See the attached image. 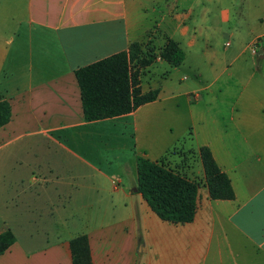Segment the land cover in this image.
Masks as SVG:
<instances>
[{
    "label": "crops",
    "instance_id": "crops-1",
    "mask_svg": "<svg viewBox=\"0 0 264 264\" xmlns=\"http://www.w3.org/2000/svg\"><path fill=\"white\" fill-rule=\"evenodd\" d=\"M177 1L0 0V99L11 108L0 233L14 236L0 264H72L82 234L91 264H264V0H186L182 12ZM219 31L231 38L221 53ZM149 33L184 51L179 65L157 55L144 69L141 91L157 97L85 120L75 69ZM201 146L232 198L210 195ZM138 155L199 182L191 220L150 207Z\"/></svg>",
    "mask_w": 264,
    "mask_h": 264
},
{
    "label": "trees",
    "instance_id": "trees-1",
    "mask_svg": "<svg viewBox=\"0 0 264 264\" xmlns=\"http://www.w3.org/2000/svg\"><path fill=\"white\" fill-rule=\"evenodd\" d=\"M140 41L131 42L127 50H121L75 69L80 87L83 116L85 120L111 117L126 113L138 105L153 100L158 88L141 91L140 71L130 61L141 50ZM159 55L171 66L179 65L184 51L179 43L167 37L159 47L158 54L143 55L141 66L150 64ZM11 115L6 99H0V126ZM205 182L213 198H232L234 191L228 175L221 170L207 146L199 148ZM137 188L150 207L163 219L170 221L191 220L196 207L199 182L188 178L165 163L164 158L151 160L143 155L136 158ZM14 241L13 234L6 230L0 233V253ZM72 264H91L88 239L85 234L70 240Z\"/></svg>",
    "mask_w": 264,
    "mask_h": 264
},
{
    "label": "rangeland",
    "instance_id": "rangeland-1",
    "mask_svg": "<svg viewBox=\"0 0 264 264\" xmlns=\"http://www.w3.org/2000/svg\"><path fill=\"white\" fill-rule=\"evenodd\" d=\"M256 0H248L247 2H245V4H240V7L241 8H244V6H248L251 8H253L255 5H256ZM186 7V0H178L177 1V6L175 8V10L179 11V12H182L183 8ZM163 41V39L161 38H157V39H154L153 37V33H149L148 36L143 40V42L141 43V50L142 52H140L137 56H134V58L130 61V65L133 68V70H138L141 72L139 77H140V80H141V76H142V73L144 71V69L148 66V65H152V63L154 61H152L150 64H148L147 66L143 67L141 66L142 62L141 60H144L142 57L143 55L147 56L148 53L150 54H158V48H159V45L161 46V42ZM228 41V43L231 41V38L229 36H227V34H224L223 32L219 31V33H217L214 38L211 39V42L213 43L214 47L216 48V50L218 51V53H221V51L223 50V47L224 45H226V42ZM156 60V58H155ZM187 64V63H185ZM186 71V70H184ZM191 76L192 77H195V75L193 74V72H191Z\"/></svg>",
    "mask_w": 264,
    "mask_h": 264
},
{
    "label": "built area",
    "instance_id": "built-area-1",
    "mask_svg": "<svg viewBox=\"0 0 264 264\" xmlns=\"http://www.w3.org/2000/svg\"><path fill=\"white\" fill-rule=\"evenodd\" d=\"M228 43V42H227ZM252 50L255 51L256 50V41L252 44ZM196 96V95H195Z\"/></svg>",
    "mask_w": 264,
    "mask_h": 264
}]
</instances>
